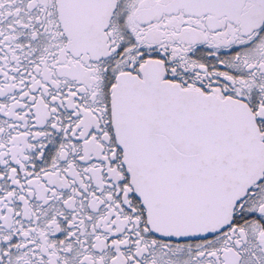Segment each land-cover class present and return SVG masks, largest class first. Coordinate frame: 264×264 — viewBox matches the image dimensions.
<instances>
[{
  "label": "snow or ice",
  "instance_id": "obj_1",
  "mask_svg": "<svg viewBox=\"0 0 264 264\" xmlns=\"http://www.w3.org/2000/svg\"><path fill=\"white\" fill-rule=\"evenodd\" d=\"M0 264H264V0H0Z\"/></svg>",
  "mask_w": 264,
  "mask_h": 264
}]
</instances>
